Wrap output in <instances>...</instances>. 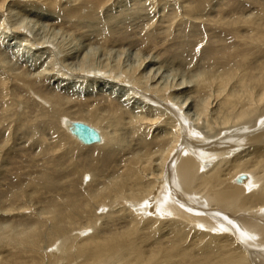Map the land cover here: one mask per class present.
I'll return each instance as SVG.
<instances>
[{"label":"bare ground","instance_id":"bare-ground-1","mask_svg":"<svg viewBox=\"0 0 264 264\" xmlns=\"http://www.w3.org/2000/svg\"><path fill=\"white\" fill-rule=\"evenodd\" d=\"M11 2L0 0L2 33ZM32 3L36 9L54 7L52 0ZM257 18L264 24V13ZM12 29L17 34L22 26ZM17 38L14 53L30 61L27 71L10 73L0 53L7 80L14 76L24 86L14 104L28 109L21 92L34 94L37 102L31 103L47 122V136L64 142L59 148L97 152L115 170L101 184L86 174L90 188L83 196L73 188L50 195L30 225L0 222V264H28L26 257L29 264H264V68L251 74L241 66L217 73L202 67L189 76L175 70L169 82H161L149 58L137 51L134 63L123 66L105 50L99 61L97 51L74 60L54 38ZM42 79L55 82L54 91H35ZM68 84L70 92L55 93ZM17 118L19 129L30 123L24 111ZM72 123L95 130L100 142H79L69 130ZM30 135L35 145L46 142L35 130ZM239 176L244 179L237 183ZM50 182L45 178L39 191L49 190ZM20 194L25 200L17 199ZM19 195L8 199L13 203L3 217L21 219L30 209L29 197L23 190ZM102 207L106 214L93 212ZM103 219L120 226L106 230L97 225ZM82 229L90 233L82 236ZM4 249L17 256L1 257Z\"/></svg>","mask_w":264,"mask_h":264},{"label":"rangeland","instance_id":"rangeland-1","mask_svg":"<svg viewBox=\"0 0 264 264\" xmlns=\"http://www.w3.org/2000/svg\"><path fill=\"white\" fill-rule=\"evenodd\" d=\"M24 1L11 2V17L7 19L3 17L5 27L2 29L3 33L0 32L2 38H0V53L12 74L27 71L31 67L26 56L22 54L17 57L14 53L19 35L28 38L31 43L41 37H48L50 40L54 38L57 43L62 42L63 51L71 54L74 60L84 54L97 51L95 60L99 61L104 59L105 50L110 61L120 58L124 66L134 63L133 54L137 51L149 58L150 68L155 70L154 74L157 72V79L161 82H169L175 70V74L185 72L184 75L189 76L194 70H202V67H209L217 73L224 68L241 66L249 69L251 74H257L260 67L264 68V40L259 38L260 34L264 35V24L259 22V18L252 19L264 13V0H163L164 2L162 0H67L70 7L65 3L66 0H52L54 7L44 9H40V5L35 4L38 5L36 9L37 7L32 3L34 0ZM188 8L191 10L189 11ZM59 10H63V13ZM94 13L95 17H93ZM248 17L250 19L245 20ZM53 18L54 22H51ZM105 19L107 24L104 23ZM12 25L22 26L21 34L20 31L17 33L19 35L15 34ZM59 27L64 30L61 32L62 36L53 35ZM50 29L52 32L50 31L49 36ZM7 78L4 70H0V222H10L14 226L24 223L30 225L35 220V214L46 205V198H50V195H59L73 188L75 195L83 196L90 188L89 184L86 186L89 179L86 174H94L97 184H101L115 167L112 168L113 164L110 167L108 159L101 160L97 152L81 153L75 150L70 153L65 152L63 147L59 148L58 143L64 145V142L47 136L49 134L46 129L47 122L39 119L40 112L34 107L35 104L31 103L33 99L37 102L34 94L21 92L23 98L29 100L28 109L24 110L22 105L20 107L14 104L15 93L20 95V91L24 90L22 82L14 76L10 78L11 80ZM52 82L42 79L35 91L42 90L44 94L54 91L55 82ZM68 86L69 84L64 88L56 89L55 93L61 90L65 93L70 92ZM101 97L103 102L107 103L108 96ZM23 111L30 116V123L26 122V125L19 129L17 114ZM36 116L38 119L35 120V124L33 119ZM34 130L46 139L41 146L35 145L31 138L30 134ZM53 131L56 132L55 136L60 133L56 129ZM195 132L200 134V129H196ZM188 138L192 140V137ZM42 175L53 185L49 190L45 187L44 191H39L40 185H43L45 180ZM68 183H72V187H69ZM94 185L91 186L92 189ZM21 190L29 197L27 199L31 202L30 209L23 213L24 217L21 219L3 217L2 211L13 203L8 199L19 195ZM21 195L17 199L25 200ZM102 208H94L93 212H97L99 216L106 214L107 208ZM116 222L109 223L108 220L103 219L97 225L104 223L101 226H105L106 230H113L120 226ZM80 232L83 236V233L89 234L90 230L82 229ZM48 249L46 250L49 253L53 250L52 247ZM11 252L9 249H4L1 257L11 255L15 258L17 254ZM24 261L29 264L30 258L26 257ZM9 263L13 264L11 260Z\"/></svg>","mask_w":264,"mask_h":264},{"label":"water","instance_id":"water-1","mask_svg":"<svg viewBox=\"0 0 264 264\" xmlns=\"http://www.w3.org/2000/svg\"><path fill=\"white\" fill-rule=\"evenodd\" d=\"M69 130L71 134H73V136L84 145H91L100 142L99 134L85 124L72 123ZM243 179V176H239L236 179V182L240 183Z\"/></svg>","mask_w":264,"mask_h":264}]
</instances>
